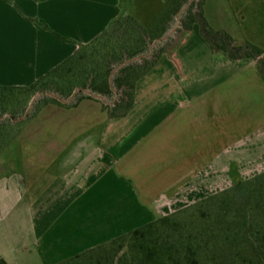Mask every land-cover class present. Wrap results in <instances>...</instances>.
<instances>
[{
	"label": "crops",
	"instance_id": "crops-1",
	"mask_svg": "<svg viewBox=\"0 0 264 264\" xmlns=\"http://www.w3.org/2000/svg\"><path fill=\"white\" fill-rule=\"evenodd\" d=\"M167 1L0 0V86H30L120 17L147 26ZM116 99L47 105L0 153L7 264L61 263L264 174L256 61L213 50L197 25L136 82L132 109L109 118L102 105Z\"/></svg>",
	"mask_w": 264,
	"mask_h": 264
},
{
	"label": "trees",
	"instance_id": "trees-1",
	"mask_svg": "<svg viewBox=\"0 0 264 264\" xmlns=\"http://www.w3.org/2000/svg\"><path fill=\"white\" fill-rule=\"evenodd\" d=\"M204 3L168 0L148 27L130 15L122 16L30 86H0V139L9 126L21 125L15 136L4 144L0 142V153L27 122L50 104L73 107L93 96L112 101L116 95L114 103L102 105V109L109 118L125 116L133 107L136 82L153 69L165 46L174 45L194 25L213 50L233 60H255L264 83V46L247 41L237 46L226 31L213 30L204 16ZM255 13L258 16L254 23L262 27L263 3ZM175 26V38H166L165 46H152ZM120 30L123 41L118 43L113 37ZM20 93L41 96L35 106L36 99L32 102L33 111L30 107L26 113L28 103L22 106ZM0 264L7 263L0 258ZM58 264H264V174Z\"/></svg>",
	"mask_w": 264,
	"mask_h": 264
},
{
	"label": "rangeland",
	"instance_id": "rangeland-1",
	"mask_svg": "<svg viewBox=\"0 0 264 264\" xmlns=\"http://www.w3.org/2000/svg\"><path fill=\"white\" fill-rule=\"evenodd\" d=\"M206 2L205 11L209 16L207 22L213 30H225L232 37L234 45L237 46L244 45L246 41L260 47L264 46V24L261 27L254 23L258 16L255 11L260 3L264 4V0H206ZM150 24L144 27H148ZM113 41L118 43L123 41L121 30L113 37ZM18 97L23 102L22 106L28 103L26 113L34 99H36L35 106L36 101L41 98L39 94L32 95V93H20ZM34 106L31 107V111L34 110ZM20 128V124H12L6 128L0 142L4 144L9 138L15 136ZM180 219L182 218L180 217Z\"/></svg>",
	"mask_w": 264,
	"mask_h": 264
}]
</instances>
